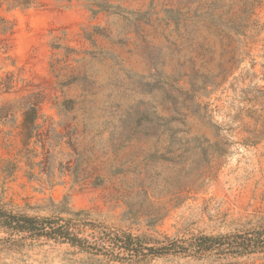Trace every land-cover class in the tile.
<instances>
[{
    "label": "rangeland",
    "instance_id": "374dc122",
    "mask_svg": "<svg viewBox=\"0 0 264 264\" xmlns=\"http://www.w3.org/2000/svg\"><path fill=\"white\" fill-rule=\"evenodd\" d=\"M0 207L138 249L0 228V264H264L145 249L264 229V0L3 5Z\"/></svg>",
    "mask_w": 264,
    "mask_h": 264
},
{
    "label": "trees",
    "instance_id": "16d2710c",
    "mask_svg": "<svg viewBox=\"0 0 264 264\" xmlns=\"http://www.w3.org/2000/svg\"><path fill=\"white\" fill-rule=\"evenodd\" d=\"M38 4V0H0V8L7 5V8H30ZM25 122H29L28 115L25 116ZM0 228L7 234L3 239L6 241L5 247H20L26 244L28 239L35 240L45 238L56 242H68L73 246L99 254L104 249L114 253L116 248H126L130 252L138 255V249L129 243L119 244L118 240H112L114 245L107 248L101 245L98 240L94 242L87 238L79 236L69 224H61L59 221L46 217L37 218L23 213L0 207ZM259 229V228H258ZM115 237V236H114ZM116 247V248H115ZM149 252L155 254H189L190 256L202 257L205 254H217L219 256H243L264 251V229L246 230L244 233L236 234L228 238L227 236L202 235L189 239L188 243L179 241L172 242L169 246L159 248L146 247ZM142 258V257H140ZM128 262H123V264Z\"/></svg>",
    "mask_w": 264,
    "mask_h": 264
}]
</instances>
